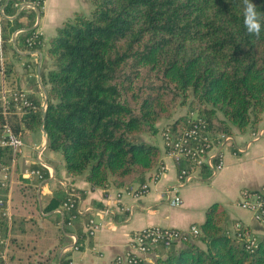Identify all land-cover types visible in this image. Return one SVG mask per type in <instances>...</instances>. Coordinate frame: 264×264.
I'll list each match as a JSON object with an SVG mask.
<instances>
[{"label": "trees", "instance_id": "trees-1", "mask_svg": "<svg viewBox=\"0 0 264 264\" xmlns=\"http://www.w3.org/2000/svg\"><path fill=\"white\" fill-rule=\"evenodd\" d=\"M88 1L89 16L76 15L48 40L45 110L33 76L26 97L36 109L13 122L21 134L43 126L46 149L61 155L69 176L85 175L91 188L142 185L160 165L161 151L140 136L155 135L157 124L180 107L187 113L168 124L173 130L203 121L212 132L232 135L233 128L243 132L263 119L264 30L258 38L246 31L242 0ZM6 2L0 0V89L2 75L14 91L18 72L7 56L42 50V42L28 44L42 3L16 13L15 4L35 0ZM251 2L264 12V0ZM19 30L17 53L11 41ZM81 197L74 190L76 204L68 211V196L56 193L45 209L63 210L62 227L74 234L78 250L90 219L76 213ZM223 214L211 205L198 235H186L173 251L158 246L154 262L140 264H264V240L254 242L242 229L231 235Z\"/></svg>", "mask_w": 264, "mask_h": 264}, {"label": "crops", "instance_id": "crops-1", "mask_svg": "<svg viewBox=\"0 0 264 264\" xmlns=\"http://www.w3.org/2000/svg\"><path fill=\"white\" fill-rule=\"evenodd\" d=\"M24 9L28 11L34 8L24 6ZM15 10L16 13L22 11L17 8ZM91 10L88 0L43 1L42 14L35 28L42 38V50L18 53L15 37L21 31H16L12 36V47L20 57L16 58L10 53L7 60L13 63L18 72V79H14L17 87L28 92L29 81L34 76L41 90L37 95L42 94L43 99L45 98L41 87H44L41 72L45 71L42 66L47 64L48 40L56 36L57 30L64 23L71 21L76 15L87 17ZM2 15L3 8H0V16ZM7 19L12 20L11 17ZM0 55L2 65L4 59L1 50ZM25 65L27 68H24ZM24 73L27 74L23 75ZM44 89L46 91L45 87ZM217 116L221 118V114L218 113ZM177 118L159 122L152 138L140 136L141 140L153 143L160 149L161 164L166 170L158 181L150 184L148 193L139 199L132 196V191L138 184L128 191L117 190L112 186L91 188L85 175L69 176L63 161H55L57 153L49 150L45 161L41 157L49 170L39 168L36 149L44 145V135L40 128L39 138L32 145L28 144V150L21 152L18 157L19 183L12 194L15 213L13 212L8 264L10 260L12 264H62L64 261H69L68 264H113L117 256L126 252L128 241L135 232L151 226L183 232L193 226L199 228L205 220L206 211L214 204L224 213L222 227L231 235L237 229H242L254 242L263 241L264 223L255 214L239 208L238 202L243 190L259 191L264 185V135L258 141L252 142L251 139L252 131L264 129V122L261 120L243 132L233 128V143L222 149L223 169L213 178L203 173L198 180L180 189L181 204L172 206L165 198L164 191L177 185L178 167L163 153L160 131ZM35 133L25 132L22 137ZM237 148H243V153H239ZM34 170H40L42 177L31 174ZM155 172L156 168L148 173V182ZM69 188L82 194L78 208L82 213H88L98 224L97 232L93 237L86 236L79 250L74 248V234L64 232L61 221L63 210L45 212L53 196L56 193L65 194ZM15 225L18 226L16 231ZM70 228L71 226H66V229ZM84 231L86 233L85 228ZM142 258L146 263H153L157 255L150 253Z\"/></svg>", "mask_w": 264, "mask_h": 264}, {"label": "built area", "instance_id": "built-area-1", "mask_svg": "<svg viewBox=\"0 0 264 264\" xmlns=\"http://www.w3.org/2000/svg\"><path fill=\"white\" fill-rule=\"evenodd\" d=\"M44 0H35L33 3L15 4V8L23 10V7H36ZM20 32V31H19ZM39 34L35 33L29 40V45L40 44ZM43 98V95H40ZM41 109L45 110L44 100L41 102ZM27 109L35 110L36 106L26 97L24 90H11L4 85L1 75L0 89V264H8L11 240L13 231V203L12 194L14 187L19 183L18 157L23 147L22 134L16 133L13 129V122L21 119ZM264 122V117L262 119ZM264 135V129H255L251 133L252 142L258 141ZM162 149L165 156L174 163H181L177 171V185L164 191L165 198L172 206L181 204L179 191L183 187L195 182L203 173L213 178L224 167L222 149L227 144L233 143L232 135L212 132L208 129L207 123L198 121L189 128H173L165 125L160 131ZM247 147V146H246ZM44 145L36 149V163L39 168L49 170L41 161ZM239 153H243V148H237ZM165 167L160 163L150 181L138 185L132 191V196L136 199L142 198L148 193L150 184L155 183L165 172ZM35 174L41 178L40 170H34ZM68 196L63 205L65 210H71L76 204L73 188L66 190ZM238 207L249 211L264 223V185L259 191L243 190L240 193ZM76 213H83L76 205ZM88 237H93L98 230V224L89 219L85 225ZM199 228L190 227L186 232L176 229L163 228L157 226L146 227L135 232L128 241L127 250L123 255L115 258L113 264H140L145 262L142 256L153 253V249L162 246L170 248L176 242L182 240L186 235L196 236ZM248 237L245 233H243ZM75 244L76 239L73 237Z\"/></svg>", "mask_w": 264, "mask_h": 264}, {"label": "clouds", "instance_id": "clouds-1", "mask_svg": "<svg viewBox=\"0 0 264 264\" xmlns=\"http://www.w3.org/2000/svg\"><path fill=\"white\" fill-rule=\"evenodd\" d=\"M243 23L246 31L255 37H259L261 31L264 30V12L258 11L257 7L251 0H242Z\"/></svg>", "mask_w": 264, "mask_h": 264}, {"label": "rangeland", "instance_id": "rangeland-1", "mask_svg": "<svg viewBox=\"0 0 264 264\" xmlns=\"http://www.w3.org/2000/svg\"><path fill=\"white\" fill-rule=\"evenodd\" d=\"M24 10H25V9H24ZM186 113H187V107H180V108H178V109H176V110L174 111L173 116H172V119H173L174 117H178V118H179V117H182V116H184ZM160 122H161V121H160ZM39 136H40V134H39L38 131H36V133H35V134H32V135H31V134L23 135V137H22L23 147H22L21 152L23 153V152H25L26 150H28V148H27L28 144H29V145H32V142L35 141L36 139H38ZM145 136L150 137V138L153 137V135H152V136H151V135H145ZM47 154H48V150H45V153H43V156H42V160H43V161H45ZM54 158H55V161H56V162L62 161V157H61L60 154H56V155L54 156ZM13 212L15 213L14 208H13ZM9 264H12V263H11V260H10Z\"/></svg>", "mask_w": 264, "mask_h": 264}, {"label": "water", "instance_id": "water-1", "mask_svg": "<svg viewBox=\"0 0 264 264\" xmlns=\"http://www.w3.org/2000/svg\"><path fill=\"white\" fill-rule=\"evenodd\" d=\"M8 1H9V0H8ZM34 9H35V8H34ZM39 20H40V14L37 13V22H36L35 26L32 27V30H34V29L37 27V25H38V23H39ZM41 87H42L44 93H46L44 87H43L42 85H41ZM44 99H45V100H44V104H45V107H46V97H45ZM43 111H44V110H43ZM44 119H45V115L43 114V117H42L43 122H44ZM41 131H42V133H43V135H44V147L46 148V146H47V139H46V135H45V132H44L43 126L41 127ZM174 249H175V245H172V246L170 247V250L173 251Z\"/></svg>", "mask_w": 264, "mask_h": 264}]
</instances>
